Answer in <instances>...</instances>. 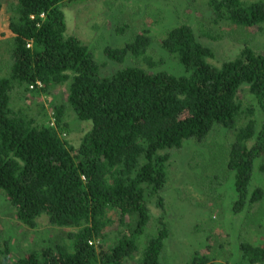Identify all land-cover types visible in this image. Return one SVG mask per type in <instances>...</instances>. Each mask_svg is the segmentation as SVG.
I'll return each instance as SVG.
<instances>
[{
    "label": "trees",
    "instance_id": "16d2710c",
    "mask_svg": "<svg viewBox=\"0 0 264 264\" xmlns=\"http://www.w3.org/2000/svg\"><path fill=\"white\" fill-rule=\"evenodd\" d=\"M68 1L9 2L10 64L0 73V192L21 233L44 218L64 234L17 258L11 239L0 237L1 264H164L170 231L160 192L172 148L225 130L237 193L233 211L264 196L262 187L251 188L255 164L264 174V53L245 43L234 58L217 63L198 39H221L225 26L259 27L264 0H201L208 19L198 18V34L180 23L159 35L160 47L183 66L181 75L149 71L163 59L149 52L153 38L146 28L104 49L110 60L123 64L130 56L137 64L104 74L103 64L66 29ZM56 86H65V102L52 105V125L13 100L17 89L29 99ZM67 108L92 122L78 145L66 138ZM239 239L234 264H264V241ZM207 249L195 251L188 264H215Z\"/></svg>",
    "mask_w": 264,
    "mask_h": 264
},
{
    "label": "rangeland",
    "instance_id": "374dc122",
    "mask_svg": "<svg viewBox=\"0 0 264 264\" xmlns=\"http://www.w3.org/2000/svg\"><path fill=\"white\" fill-rule=\"evenodd\" d=\"M200 1L71 0L65 3L63 10L68 33L82 41L95 59L103 64L104 74L118 70L122 65L137 64L138 61L128 58L130 56L123 64L110 60L104 55V49L107 46L120 47L130 36L146 28L153 38L149 52L160 56L163 62L153 69L143 66L149 71L157 69L181 75L185 72L183 66L160 47L156 38L180 23L189 24L198 34L199 19H208L206 11L201 12ZM1 2L0 73H7L12 38L8 29L9 2L13 0ZM224 30L218 40L197 35L204 45L213 49L217 63L234 58L245 43L256 52L264 53V23L252 28L225 26ZM24 95L27 93L23 94L21 89L14 92L15 105L26 106L37 120L45 117L52 125L51 107L54 103L65 102V86H56L50 94L41 96L31 97L30 93L29 99ZM65 121L70 123L66 138L71 144L78 145L92 122L80 121L69 108L66 109ZM226 134L225 130L216 128L204 140L187 139L180 148H172L169 153L167 180L160 192L164 201V218L170 231L164 240L161 256L164 264H188L195 251L205 248H209L207 251L215 264H234L238 259L239 238H249L255 243L264 241V196L252 208L245 206L241 211H233L237 193L234 172L227 167ZM257 165L251 188L260 186L264 189V174ZM3 197L0 192V237L11 239L12 258L64 234L62 229L49 226L44 218L38 220L36 229H26L21 233L24 228L19 226ZM150 213L156 216L158 209H150Z\"/></svg>",
    "mask_w": 264,
    "mask_h": 264
}]
</instances>
